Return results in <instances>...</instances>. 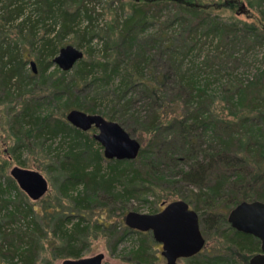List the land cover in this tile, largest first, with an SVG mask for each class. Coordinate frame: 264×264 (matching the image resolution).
<instances>
[{"label": "trees", "instance_id": "16d2710c", "mask_svg": "<svg viewBox=\"0 0 264 264\" xmlns=\"http://www.w3.org/2000/svg\"><path fill=\"white\" fill-rule=\"evenodd\" d=\"M29 1L0 0V93L13 102L12 131L37 143L61 138L60 148L67 145L63 157L57 152L55 169L62 178L59 193L71 196V205L49 218L51 232L61 241L54 256L82 258L96 229L107 230L116 242L137 233L140 242L132 260L160 261L151 232L128 226L120 231L118 223L87 218L104 198L115 208L154 196L160 204L186 201L198 212L203 235L223 238L225 252L203 250L184 259L188 264H250L262 251L261 241L233 228L228 215L243 201L264 202V67L246 77L235 72L243 58L237 55L241 47L264 45V25L227 20L214 11L221 2L135 0L105 38L99 34L101 56L83 57L71 76L62 70L53 79L47 73L63 39L76 32L83 45L98 36L76 28L82 17L92 21L90 0ZM31 3L34 10L27 14ZM263 3L251 5L264 14ZM52 16L57 19L40 36V25ZM207 44L211 49L203 54ZM27 47L35 50L37 75L26 69L32 65ZM199 56L202 60H196ZM215 83L221 84L220 96L213 91ZM109 87L112 100L105 106L103 93ZM40 90L48 95L42 97ZM50 96L63 101L66 116L43 115ZM138 100L146 101L144 114L134 108ZM73 109L116 121L145 144L134 159H108L94 136L68 121ZM27 197L13 177L0 173V262L38 263L46 231Z\"/></svg>", "mask_w": 264, "mask_h": 264}, {"label": "rangeland", "instance_id": "374dc122", "mask_svg": "<svg viewBox=\"0 0 264 264\" xmlns=\"http://www.w3.org/2000/svg\"><path fill=\"white\" fill-rule=\"evenodd\" d=\"M33 0H30L31 2ZM135 0H90L87 1V5L90 8L89 13L92 16V21L90 22L88 18L82 17L78 26L76 27L80 33L84 30L88 29L94 31L93 33H98V36H94L91 42H85L83 45H80V39L77 36V33L74 32L69 35L67 38L62 40L63 46L72 45L77 49L83 52V57L85 59L90 57H99L102 55L103 49V38H105V31H110L116 25V20L119 16L124 15V13H128L130 8V4ZM203 3H223L220 8H215V12L219 13L222 17L227 20L230 19H239L240 21L247 22L249 24H253L258 27H262L264 25V14L259 13V11L251 5V2L257 0H198ZM58 6V5H57ZM26 13L30 14L34 10V6L28 4ZM75 7V6H71ZM261 7V10L264 12V3ZM58 14V11L56 12ZM33 19H37V13H33ZM57 18L49 17L45 20L46 25H40L39 34L43 36L44 30L48 27L49 24L54 23ZM44 23V22H42ZM58 24V23H57ZM11 28V27H10ZM59 29L58 27H56ZM17 29L14 27L10 29V36L15 37ZM103 38H101V36ZM48 37V36H46ZM59 43V45H61ZM28 49V50H27ZM26 49V57L29 61L38 64V60L35 55V50L31 51L29 47ZM211 49V45L207 44L204 48V53ZM240 51L237 52L238 57H243L242 62L237 63L238 68L236 69V75L241 77H246L251 75L257 66L264 67V45H258L252 48H248L247 46L241 47ZM93 54V55H92ZM202 54V55H203ZM196 60H202V56L196 58ZM54 67L50 68L47 73L48 76H51L53 79L62 75V69L54 62ZM76 65L70 70V76L73 73ZM36 67V66H35ZM28 73L37 75L40 71L39 68H36L34 71L33 65L31 63L27 66ZM37 72V73H34ZM226 78L223 79L222 82L225 81ZM221 84L215 83L213 85V91L216 92L219 96L221 95ZM112 87L107 88L105 93H103L106 97L103 98V105L105 106L112 100ZM42 97L47 96L48 92H44L43 90L39 91ZM104 97V96H103ZM220 102V100L218 99ZM49 105L43 110V115H47L53 118H63L66 116L67 111L64 109L63 101H56L53 96H50ZM146 102V101H145ZM144 101L138 100L134 104V108L138 109L145 113L144 110ZM18 99L14 101V106H17ZM13 106V102L6 99L0 93V173L6 177H12L11 171L14 167L18 166L21 168L34 170L40 172L45 179L48 181L49 188L47 192L38 199H32L28 196V202L33 204L35 208L38 209V220L44 224L46 237L42 240V248L40 252V258L37 264H45L46 262L49 264H62V262L66 258L56 257L53 254V249L56 245L60 244V240L58 237L51 232L49 218L57 213V210L60 212H68L70 209L71 196H62L58 190V184L61 182L59 175V171L55 169L56 165H58L57 152L61 151V156L63 157V153L67 149V145H63L64 149L60 148L61 138H57V140H47L44 144L37 143L35 140H31L26 137V135L18 134L16 131H12L10 128V111ZM218 106H223L218 105ZM18 107V106H17ZM87 132L91 137H93L97 130L93 129ZM138 141H140L141 145H144L145 142H142L138 137H134ZM97 141V140H96ZM98 142V141H97ZM100 143V142H99ZM15 150V151H14ZM20 160V161H19ZM25 162V165L23 164ZM104 169L107 168V162H103ZM77 190L70 193V195H76ZM11 193H6V198L10 197ZM104 198V197H103ZM103 205L94 208L93 211L87 214V218H89L92 223L101 220L104 223H118L119 230H123L126 226L125 217L130 211H137L140 213H157V211H153L156 209H162L168 201L163 205L158 202L154 196H150L147 202L140 200H130L126 203H119L115 208H113V204L109 206V200L104 198ZM178 200V199H176ZM174 201V200H172ZM156 208V209H155ZM159 210V211H160ZM158 211V212H159ZM49 222V223H48ZM123 226V227H122ZM107 230H102L98 232V230L94 229L92 236L89 238V245L86 246L82 257H92L99 254L104 255V264H136L134 260H132V250L135 249L139 244V236L137 233H132L126 238L122 239L120 242H116L113 239H110L107 235ZM205 236L206 244L203 248L204 251L209 253H216L221 249V252H225L227 247L224 246L223 238L219 237V235H215L214 237ZM155 251L159 257H161L160 261L157 260L154 264H166V258L162 255V244L156 242ZM202 250V251H203ZM0 264H6L0 262ZM180 264H188L186 260H181Z\"/></svg>", "mask_w": 264, "mask_h": 264}, {"label": "water", "instance_id": "95a60500", "mask_svg": "<svg viewBox=\"0 0 264 264\" xmlns=\"http://www.w3.org/2000/svg\"><path fill=\"white\" fill-rule=\"evenodd\" d=\"M83 55L81 50L67 45L61 48L54 62L63 71H70ZM32 65L36 71V64L32 62ZM67 119L83 131L96 126L99 133L94 137L103 146L108 159H134L142 147L140 141L132 137L122 125L101 114L73 109L68 113ZM11 175L32 199L42 197L49 188L48 181L38 171L16 166ZM228 220L236 230L260 239L262 251L252 256L250 264H264V202L243 201L229 212ZM125 224L137 231L151 232L155 241L162 244V255L166 258V264H180L181 260L200 253L206 244L198 212L181 199L167 203L157 213L130 211L125 217ZM62 264H104V255L67 258Z\"/></svg>", "mask_w": 264, "mask_h": 264}, {"label": "flooded vegetation", "instance_id": "af4514ba", "mask_svg": "<svg viewBox=\"0 0 264 264\" xmlns=\"http://www.w3.org/2000/svg\"><path fill=\"white\" fill-rule=\"evenodd\" d=\"M93 129H95V130H97L98 131V133H99V129L96 127V126H92L88 131H90V130H93ZM98 133H96V134H98ZM17 181V180H16ZM17 183H18V181H17ZM19 184V183H18ZM27 193V192H26ZM28 194V193H27ZM28 196H30L29 194H28ZM164 205V204H163ZM164 208V206L162 207V209ZM161 209V210H162ZM160 210V211H161Z\"/></svg>", "mask_w": 264, "mask_h": 264}]
</instances>
